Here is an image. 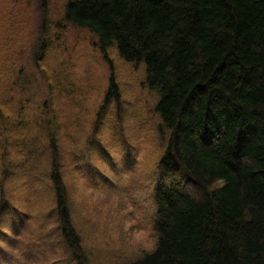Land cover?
I'll list each match as a JSON object with an SVG mask.
<instances>
[{
	"label": "trees",
	"instance_id": "trees-1",
	"mask_svg": "<svg viewBox=\"0 0 264 264\" xmlns=\"http://www.w3.org/2000/svg\"><path fill=\"white\" fill-rule=\"evenodd\" d=\"M37 9L29 59L42 72L49 54L47 0ZM63 19L97 39L112 71L110 50L142 67V84L155 95L162 148L155 171L167 182L153 189L155 248L135 264H264V0H65ZM0 61V93L24 92L23 58L4 52ZM119 95L111 73L103 104L110 102L108 111ZM1 103L0 186L27 159L41 176L27 186L40 185L49 198L27 211L0 192V215L3 206L9 209L6 223L0 219V264L46 260L36 246L48 240L40 236L44 230L69 257L58 264H87L69 206L59 123L37 122L43 134L31 140L10 127ZM43 135L41 146L36 141ZM10 138L20 149L8 157ZM105 152L98 156L110 163ZM91 155L87 145L69 155L70 164L103 181L104 174L90 167Z\"/></svg>",
	"mask_w": 264,
	"mask_h": 264
},
{
	"label": "rangeland",
	"instance_id": "rangeland-1",
	"mask_svg": "<svg viewBox=\"0 0 264 264\" xmlns=\"http://www.w3.org/2000/svg\"><path fill=\"white\" fill-rule=\"evenodd\" d=\"M38 3L39 0H0V59L4 52L22 57L29 82L26 92H1L2 109L6 111L10 127L31 140L43 134L37 122L48 126L55 119L59 123L58 134L69 161L65 173L72 221L89 263L129 264L139 261L143 253L155 246L152 230L154 202L152 199L151 203V197L158 177L152 173L162 151L156 131L159 122L152 111L155 95L142 84V67L123 62L110 50L112 71L99 53L97 39L89 31L74 28L64 21L65 0H47L49 54L42 72L37 71L29 59L33 37L28 36L35 34L39 23ZM25 40H28L27 50H23ZM111 73L119 89L120 102L117 106L112 104L108 111L110 102L103 104ZM16 79L22 78L16 76ZM21 104L24 107H19ZM27 106H30L28 111ZM36 142L43 146L44 135ZM19 145L20 141L9 139L8 157L20 149ZM87 145L92 150V168L110 178V188L106 180V186L97 184L100 188L85 184V180L95 184V180H102H94L93 173L88 178L83 171L73 170L69 155ZM105 151L112 167L103 164L98 156L99 153L105 156ZM40 177L24 159L3 178L0 192H5L6 200L9 196L12 206L32 211L36 201L43 200L44 196L49 198L40 185L32 184L33 190L27 186L30 178L37 182ZM1 178L0 169V181ZM8 210L3 206L2 223L9 218ZM38 213L33 211L30 215L36 217ZM44 232L46 234L40 236L48 240L41 245L38 242L36 246L47 259L38 264H58L59 258L68 259L59 242L56 247H53V240L49 242L50 230Z\"/></svg>",
	"mask_w": 264,
	"mask_h": 264
}]
</instances>
